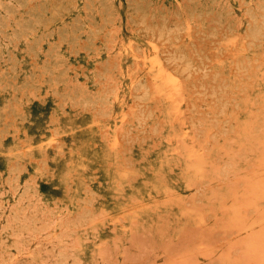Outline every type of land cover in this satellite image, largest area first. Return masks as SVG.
<instances>
[{"label":"rangeland","instance_id":"rangeland-1","mask_svg":"<svg viewBox=\"0 0 264 264\" xmlns=\"http://www.w3.org/2000/svg\"><path fill=\"white\" fill-rule=\"evenodd\" d=\"M0 129V264H264V0H0Z\"/></svg>","mask_w":264,"mask_h":264},{"label":"bare ground","instance_id":"bare-ground-1","mask_svg":"<svg viewBox=\"0 0 264 264\" xmlns=\"http://www.w3.org/2000/svg\"><path fill=\"white\" fill-rule=\"evenodd\" d=\"M232 2H233V1H232ZM148 62H149V61H148ZM149 63H153V64H155V63H157V60L155 61V63L153 62V60H152V62L150 61ZM88 64H89V63H88ZM159 64H161V63L158 62L157 65H159ZM84 65H85V64H84ZM152 67H153V66H150V68H152ZM26 68H27V67H26ZM157 68H160V67L157 66ZM17 69H18V68H17ZM148 69H149V68H148ZM154 69H155V68H154ZM162 69H163V68H162ZM162 69H161V70H162ZM152 70H153V68H152L150 71H152ZM157 70H158V69H157ZM161 70H160V71H161ZM162 71H163V70H162ZM163 73H164V71H163ZM154 74H155V73H154ZM154 74H153L152 77H154ZM155 75H156V74H155ZM157 75H159V74H157ZM157 75H156V76H157ZM160 75L163 76L162 73H160ZM161 76H160V77H161ZM161 79H162V78H161ZM161 79H160V78H159V79L157 78V80H161ZM154 80H155V79H154ZM167 81H168V80H167ZM173 81H174V80H173ZM172 83H173V82H172ZM157 84H158V83H157ZM170 84H171V82H170ZM157 87H159V85H157ZM160 89H161V88H160ZM157 91H158V90H157ZM158 92H159V91H158ZM3 94H4V93H3ZM4 96H5V95H4ZM43 97H45V96H43ZM40 98H42V97H40ZM41 107H42V106H41ZM28 108H30V107H28ZM31 108H32V107H31ZM44 108H45V107H44ZM35 109H36V107H35ZM89 109H90V108H89ZM113 110H114V108H113ZM40 111H41V110H40ZM85 111H86V110H85ZM90 111H91V110H90ZM114 111H115V110H114ZM82 112H83V110H82ZM123 112H124V111H123ZM87 113H89V112H87ZM116 113H117V112H116ZM116 113H115V114H116ZM31 114H32V113H31ZM51 114H52V112H51ZM53 114H54V113H53ZM82 114H83V113H82ZM89 114H90V113H89ZM92 114H93V113H92ZM112 114H113V113H112ZM121 114H122V113H121ZM48 115H49V114H48ZM117 115H118V114H117ZM122 115H123V114H122ZM25 116H26V115H25ZM29 117H30V116H29ZM39 117H40V116H39ZM58 117H59V116H58ZM74 117H75V116H74ZM76 117H77V116H76ZM76 117H75V118H76ZM78 117H79V116H78ZM84 117H85V116H84ZM115 117H116V116H115ZM32 118H33V117H32ZM69 118H70V117H69ZM121 118H122V116H121ZM124 118L126 119V117H124ZM64 119H65V118H64ZM70 119H71V118H70ZM93 119H94V118H93ZM125 119H124V120H125ZM42 120H43V119H42ZM51 120H52V119H51ZM55 120H56V119H55ZM55 120L53 119L51 122L53 123V121H55ZM67 120H68V119H67ZM118 120H119V119H118ZM121 120H122V119H121ZM62 121H63V120H62ZM71 121H72V120H71ZM71 121H70V123H71ZM94 121H95V119H94ZM30 122H31V121H30ZM51 122H50V124H51ZM72 122H73V121H72ZM20 123H21V122H20ZM27 123H28V122H27ZM42 123H43V122H42ZM45 123H47V122H45ZM58 123H59V122H58ZM63 123H64V122H63ZM65 123H66V122H65ZM76 123H77V122H76ZM15 124H16V123H15ZM17 124H18V122H17ZM21 124H22V123H21ZM32 124H33V123H32ZM59 124H60V123H59ZM74 124H75V122H74ZM95 124H96V123H95ZM111 124H112V123H111ZM38 125H39V124H38ZM68 125H69V124L67 123V126H68ZM79 125H80V124H79ZM47 126H48V125H47ZM69 126H71V124H70ZM89 126H90V125H89ZM89 126H88V128H89ZM23 127H24V126H23ZM30 127H31V126H30ZM30 127H29V128H30ZM38 127H39V126H38ZM40 127H41V126H40ZM54 127H55V126H54ZM58 127H59V126H58ZM71 127H72V126H71ZM82 127H83V126H82ZM14 128H15V127H14ZM14 128H11V129H12V130H15ZM17 128H19V127H17ZM52 128H53V127H52ZM59 128H60V127H59ZM61 128H62V127H61ZM86 128H87V127H86ZM6 129H7V128H6ZM22 129H23V128H22ZM24 129H25V128H24ZM57 129H58V128H57ZM57 129H54V130L57 131ZM69 129H70V128H69ZM72 129H73V128H72ZM89 129H90V128H89ZM97 129H98V128H97ZM0 130H1V129H0ZM8 130H9V129H8ZM17 130H18V129H17ZM85 130H86V129H85ZM98 130H101V129H98ZM110 130H111V129H110ZM3 131H4V130H3ZM5 131H7V130H5ZM27 131H28V130H27ZM34 131H35V130H34ZM34 131H33V132H34ZM52 131H53V130H51V132H52ZM66 131H67V130H66ZM33 132H32V133H33ZM49 132H50V130H49ZM74 132H75V131H74ZM82 132H83V130H82ZM36 133H38V132H36ZM41 133H42V130H41ZM56 133H57V132H56ZM60 133H61V132H60ZM71 133H72V132H71ZM71 133H70V135H71ZM2 134H3V133H2ZM7 134H8V132H7ZM15 134H16V133H15ZM28 134H31V133H28ZM53 134L55 135V133H53ZM62 134H64V133H62ZM65 134H66V133H65ZM3 135H4V134H3ZM5 135H6V134H5ZM12 135H13V134H12ZM23 135H24V134H23ZM25 135H26V134H25ZM51 135H52V134H51ZM114 135H115V134H114ZM114 135H113V138H115ZM10 136H11V135H10ZM37 136H38V135H37ZM58 136H59V135H58ZM73 136H74V135H73ZM52 137L54 138L53 135H52ZM52 137H51V138H52ZM55 137H57V136H55ZM99 137H100V136H99ZM101 137H102V136H101ZM0 138H1V136H0ZM3 138H4V137H3ZM18 138H19V136H18ZM37 138H38V137H37ZM78 138H79V137H78ZM33 139H34V138H33ZM35 139H36V138H35ZM76 139H77V138H76ZM116 139H117V138H116ZM13 140H14V139H13ZM48 140H49V139H48ZM52 140H53V139H52ZM56 140H57V139H56ZM61 140H62V139H61ZM67 140H68V139H67ZM97 140H98V139H97ZM101 140H102V138H101ZM71 141H72V140H71ZM114 141H115V139H114ZM11 142H12V141H11ZM38 142H39V141H38ZM52 142H53V141H52ZM54 142H55V141H54ZM85 142H86V141H85ZM117 142H118V140L115 141V146H116V144H117V146L119 145ZM29 143H30V141H29ZM33 143H34V142H33ZM56 143H57V141H56ZM65 143H66V142H65ZM94 143H95V142H94ZM102 143H103V142H102ZM3 144H4V143H3ZM5 144H6V143H5ZM46 144H47V143H46ZM54 144H55V143H54ZM61 144H63V143H61ZM74 144H75V143H74ZM74 144H73V145H74ZM79 144H80V143H79ZM50 145H51V144H50ZM50 145H49V146H50ZM56 145H57V144H56ZM67 145H68V144H67ZM87 145H89V144H87ZM106 145H108V144H106ZM6 146H7V145H6ZM22 146H23V145H22ZM52 146H54V145H52ZM89 146H90V145H89ZM99 146H101V145L99 144ZM0 147H1V145H0ZM3 147H4V146H3ZM27 147H30V146L28 145ZM27 147H26V148H27ZM54 147H55V146H54ZM102 147H103V146H102ZM104 147H105V145H104ZM110 147H111V145H110ZM113 147H114V146H113ZM13 148H14V147L12 146V149H13ZM50 148H51V146H50ZM69 148H70V147H69ZM71 148H72V147H71ZM83 148H84V147H83ZM86 148H87V147H86ZM88 148H89V147H88ZM114 148H115V147H114ZM116 148H117V147H116ZM101 149H102V148H101ZM118 149H119V148H118ZM14 150H15V149H14ZM17 150H18V149H17ZM21 150H22V148H21ZM21 150H20V151H21ZM34 150H36V149H34ZM69 150H71V149H69ZM82 150H83V149H82ZM85 150H86V149H85ZM89 150H90V149H89ZM110 150H112V149H110ZM114 150H115V149H114ZM25 151H26V150H25ZM58 151H60V150H58ZM61 151H62V150H61ZM101 151H102V150H101ZM101 151H100V152H101ZM104 151H105V150H104ZM108 151H109V148H108ZM27 152H28V151H27ZM35 152H36V151H35ZM63 152H64V151H63ZM79 152H80V151H79ZM111 152H112V151H111ZM117 152H119V151H117ZM29 153H31V152H29ZM29 153H27V154H29ZM32 153H33V152H32ZM70 153H71V152H70ZM76 153H77V152H76ZM101 153H102V152H101ZM22 154H23V153H22ZM41 154H43V153H41ZM55 154L57 155V152H56ZM64 154H65V153H64ZM71 154H72V153H71ZM115 154H116V153H115ZM118 154H119V153H118ZM165 154H166V153H165ZM32 155H33V154H32ZM36 155H37V154H36ZM61 155H63V154H61ZM103 155H104V154H103ZM19 156H21V155L19 154ZM39 156H40V155L38 154V157H39ZM52 156H53V155H52ZM70 156H72V155H70ZM105 156H107V155H104L103 157H105ZM111 156H112V154H111ZM113 156H114V155H113ZM5 157H6V156H5ZM44 157H45V156H44ZM59 157H61V156H59ZM103 157H102V158H103ZM30 158H31V157H30ZM36 158H37V157H36ZM41 158H42V157H41ZM68 158H69V157H68ZM68 158H67V159H68ZM82 158H84V157H82ZM82 158H81V159H82ZM115 158H116V156H115ZM115 158H114V159H115ZM121 158H122V157H121ZM166 158H167V157H166ZM168 158H170V157H168ZM43 159H44V158H43ZM52 159H53V158H52ZM55 159H56V158H55ZM55 159H53V160H55ZM103 159H104V158H103ZM192 159H193V158H192ZM11 160H12V159H11ZM56 160H57V159H56ZM107 160H108V159H107ZM110 160H111V158H110ZM120 160H122V159H120ZM123 160H124V159H123ZM31 161H33V159H32ZM38 161H39V160H38ZM50 161H51V159H50ZM65 161H66V160H65ZM76 161H77V160H76ZM104 161H105V160H104ZM118 161H119V160H118ZM126 161H127V160H126ZM3 162H4V161H3ZM21 162H22V161H21ZM41 162H43V161H41ZM56 162H57V161H56ZM100 162H101V161H100ZM108 162H109V161H108ZM123 162H124V161H123ZM137 162H138V161H137ZM4 163H6V162H4ZM46 163H47V162H46ZM64 163H65V162H64ZM113 163H114V162H112V164H113ZM166 163H167V162H166ZM38 164L41 165L42 163H41V164L38 163ZM76 164H77V163H76ZM98 164H100V163H98ZM112 164H111V165H112ZM2 165H3V164H2ZM28 165H29V164H28ZM36 165H37V164H36ZM54 165H56V164H54ZM65 165H66V164H65ZM104 165H105V164H104ZM106 165H108V164H106ZM111 165H110V166H111ZM115 165H116V164H115ZM120 165H121V163H120ZM124 165H126V163H124ZM52 166H53V165H52ZM59 166H60V165H59ZM78 166L81 167V165H78ZM108 166H109V165H108ZM122 166H123V165H122ZM29 167H30V166H29ZM37 167H39V166H37ZM37 167H36V168H37ZM46 167H47V166H46ZM53 167H54V166H53ZM74 167H76V166H74ZM80 167H79V168H80ZM82 167H83V166H82ZM168 167H169V166H168ZM85 168H86V167H85ZM106 168H107V167H106ZM106 168H105V169H106ZM127 168H129V167H127ZM127 168H123V169L125 170V169H127ZM143 168H144V167H143ZM161 168H162V167H161ZM171 168H172V167H171ZM187 168H188V167H187ZM187 168L185 167V169H187ZM190 168H192V167L190 166ZM190 168H189V169H190ZM40 169H41V167H40ZM47 169H48V168H47ZM56 169H57V168H56ZM66 169H67V167H66ZM71 169H72V167H71ZM86 169H87V168H86ZM116 169H117V168H116ZM116 169H115V170H116ZM119 169H121V170L123 171L122 168H118V170H119ZM131 169H132V168H131ZM133 169H134V167H133ZM150 169H151V168H150ZM33 170H34V169H33ZM42 170H43V169H42ZM49 170H50V169H49ZM82 170H83V169H82ZM102 170H103V169H102ZM113 170H114V169H113ZM115 170H114V171H115ZM127 170H129V169H127ZM127 170H125V173H126ZM190 170H191V169H190ZM38 171H39V169H38ZM38 171H37V172H38ZM46 171H47V170H46ZM58 171H59V170H58ZM104 171H105V170H104ZM129 171H130V170H129ZM37 172H36V174H37ZM52 172H53V171H52ZM78 172H79V171H78ZM131 172L133 173L134 171H131ZM172 172H173V170H172ZM185 172L187 173V170H186ZM185 172H184V173H185ZM58 173H59V172H58ZM70 173H71V172H70ZM89 173H90V172H89ZM93 173H94V172H93ZM98 173H99V172H98ZM112 173H113V172H112ZM160 173H161V172H160ZM180 173H181V172H180ZM45 174H46V173H45ZM129 174H130V173H128V175H129ZM133 174L135 175L136 173H133ZM138 174H139V173H138ZM156 174H157V173H156ZM58 175H59V174H58ZM68 175H70V174H68ZM94 175H95V174H94ZM124 175H125V174H124ZM134 175H133V177H134ZM163 175H164V174H163ZM175 175H176V174H175ZM32 176H33V175H32ZM38 176H39V175H38ZM55 176H56V175H55ZM118 176H119V174H118ZM158 176H159V175H158ZM181 176H182V175H181ZM185 176H186V175H184V177H185ZM83 177H84V176H83ZM112 177H113V176H112ZM160 177H161V176H160ZM177 177H178V176H177ZM37 178H38V177H37ZM37 178H36V179H37ZM40 178H41V177H40ZM95 178H97V177H95ZM99 178H100V176H99ZM119 178H121V175H120ZM119 178H118V179H119ZM128 178H129V177H128ZM156 178H157V177H156ZM52 179H53V178H52ZM85 179H87V178H85ZM112 179H113V178H112ZM112 179H111V180H112ZM126 179H127V178H126ZM47 180H49V179H47ZM55 180H56V179H55ZM113 180H114V179H113ZM119 180H120V179H119ZM122 180H124V179H122ZM127 180H128V179H127ZM129 180H130V179H129ZM132 180H133V179H132ZM158 180H161V179H158ZM59 181H60V180H59ZM59 181H58V182H59ZM72 181H73V180H72ZM87 181H89V180H87ZM125 181H126V180H125ZM42 182H44V181H42ZM47 182H48V181H47ZM61 182H63V181L61 180ZM106 182H107V181H106ZM134 182H135V181H134ZM143 182H144V181H143ZM153 182H154V181H153ZM155 182H156V181H155ZM158 182L160 183V181H158ZM59 183H60V182H59ZM97 183H98V182H97ZM128 183H129V182H128ZM128 183H127V184H128ZM144 183H145V182H144ZM174 183H175V182H174ZM57 184H58V183H57ZM68 184H71V183L69 182ZM98 184H100V183H98ZM105 184H106V183H105ZM160 184H161V183H160ZM52 185H54V184H52ZM88 185H89V184H88ZM122 185H123V184H122ZM151 185H152V183H151ZM43 186H45V185H43ZM86 186H87V185H86ZM98 186H99V185H98ZM112 186H113V185H112ZM152 186H153V185H152ZM165 186H166V185H165ZM58 187H59V185H58ZM156 187H157V186H156ZM156 187H155V188H156ZM159 187H160V186H158V188H159ZM45 188H46V187H45ZM61 188H62V187H61ZM68 188H70V187H68ZM68 188H67V190H68ZM77 188H79V187H77ZM120 188H121V187H120ZM70 189H71V188H70ZM87 189H88V188H87ZM90 189H91V188H90ZM156 189H157V188H156ZM166 189H167V187H166ZM75 190H76V187H75ZM113 190H115V189H113ZM137 190H138V189H137ZM158 190H159V189H158ZM170 191H171V189H170ZM63 192H64V191H63ZM68 192H69V191H68ZM73 192H74V191H73ZM73 192H72V193H73ZM81 192H82V191H81ZM83 192H84V191H83ZM117 192H118V191H117ZM119 192H120V190H119ZM119 192H118V193H119ZM154 192H155V191H154ZM166 192H169V191L166 190ZM171 192H172V191H171ZM74 193H77V192H74ZM124 193H125V192H124ZM157 193H158V191H157ZM157 193H155V194L157 195ZM159 193H160V191H159ZM170 194H171V193H170ZM147 195H148V194H147ZM74 196H75V195H74ZM89 196H90V195H88V197H89ZM111 196H112V195H111ZM129 196H130V195H129ZM131 196H133V195H131ZM151 196H152V195H151ZM165 196H167V193H165ZM165 196H164V197H165ZM65 197H67V196H65ZM68 197H69V196H68ZM88 197H87L86 199H88ZM117 197H118V196H117ZM121 197H122V196H121ZM61 198H63V197H61ZM61 198H60V200L62 201ZM76 198H77V197H76ZM83 198H84V197H83ZM113 198H114V195H113ZM149 198H150V196H149ZM52 199H53V197H52ZM68 199H69V198H68ZM70 199H71V197H70ZM77 199H78V198H77ZM86 199H84V200L87 201ZM134 199H135V197H134ZM155 199H157V198H155ZM155 199H154V200H155ZM80 200H81V199H80ZM166 200H168V198H167ZM58 201H59V200H58ZM63 201H64V200H63ZM132 201H133V200H132ZM136 201H138V200L136 199ZM158 201H159V199H158ZM164 201H165V200H164ZM67 202H68V201H67ZM78 202H79V201H78ZM154 202H155V201H153V203H154ZM59 203H60V202H59ZM61 203H62V202H61ZM81 203H82V202H81ZM119 203H122V202H119ZM126 203H127V202H126ZM139 203H140V201H139ZM165 203H166V202H164L163 204H165ZM63 204H65V203H63ZM66 204H68V203H66ZM115 204H116V203H115ZM123 204H124V203H123ZM141 204H142V203H141ZM144 204H145V203H144ZM155 204H156V202H155ZM157 204H158V203H157ZM161 204H162V203H161ZM148 205L150 206V203H149ZM148 205H147V206L145 205V206L148 207ZM151 205H153V204H151ZM119 206H120V204H119ZM163 206H164V205H163ZM74 207H75V206H74ZM80 207L82 208V206H80ZM83 207H84V206H83ZM121 207H122V206H121ZM123 207H124V206H123ZM123 207H122V208H123ZM136 207H137V206H136ZM146 207H145V208H146ZM77 208H78V207H77ZM93 208H94V207H93ZM97 208H98V207H97ZM126 208H127V207H126ZM126 208H125V209H126ZM138 208H142V207H138ZM154 208H156V206H155ZM133 209H134V207H133ZM80 210H82V209H80ZM135 210H137V208H135ZM156 210H157V209H156ZM99 211H102V210H99ZM103 211H104V210H103ZM103 211H102V212H103ZM129 211H134V210H129ZM140 211H141V210H140ZM142 211H143V210H142ZM145 211H146V210H145ZM150 211H151V209H150ZM91 212H92V210H91ZM154 212H155V210H154ZM127 213H129V212H126V214H127ZM132 213H133V212H132ZM106 214H107V213H106ZM129 214H130V213H129ZM135 214H136V212H135ZM137 214H138V213H137ZM145 214H146V213H145ZM163 214H164V213H163ZM123 215H124V214H123ZM123 215H121V216H123ZM130 215H131V214H130ZM156 215H157V214H156ZM109 216H111V215H109ZM105 217H106V216H105ZM139 217H140V216H139ZM175 217H177V216H175ZM118 218H119V217H118ZM131 218H132V217H131ZM131 218H129V219H131ZM133 218H134V217H133ZM121 219H123V218H121ZM135 219H136V218H135ZM113 220H114V219H113ZM117 220H118V219H117ZM117 220H116V221H117ZM114 221H115V220H114ZM116 221H115V222H116ZM118 221H119V220H118ZM118 221H117V222H118ZM124 221H125V220H124ZM126 221H127V219H126ZM129 222H130V221H129ZM113 223H114V222H113ZM132 223H133V222H132ZM109 224H112V223H109ZM98 228H99V227H98ZM93 229H94V228H93Z\"/></svg>","mask_w":264,"mask_h":264}]
</instances>
